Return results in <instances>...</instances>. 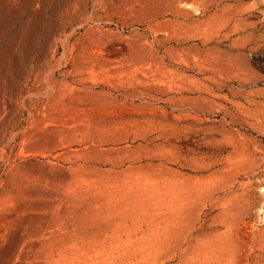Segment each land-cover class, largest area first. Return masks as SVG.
Instances as JSON below:
<instances>
[{"label": "rangeland", "instance_id": "rangeland-1", "mask_svg": "<svg viewBox=\"0 0 264 264\" xmlns=\"http://www.w3.org/2000/svg\"><path fill=\"white\" fill-rule=\"evenodd\" d=\"M0 264H264V0H0Z\"/></svg>", "mask_w": 264, "mask_h": 264}]
</instances>
